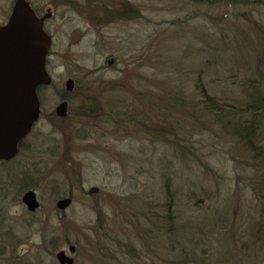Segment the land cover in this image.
<instances>
[{
	"label": "rangeland",
	"instance_id": "rangeland-1",
	"mask_svg": "<svg viewBox=\"0 0 264 264\" xmlns=\"http://www.w3.org/2000/svg\"><path fill=\"white\" fill-rule=\"evenodd\" d=\"M13 1L0 0V25ZM28 1L51 13L52 80L19 153L0 162V264H59L61 250L72 264H264V162L197 87L234 110L242 84L264 87V5L90 0L117 10L106 16L83 0ZM30 190L34 211L21 201Z\"/></svg>",
	"mask_w": 264,
	"mask_h": 264
},
{
	"label": "water",
	"instance_id": "water-1",
	"mask_svg": "<svg viewBox=\"0 0 264 264\" xmlns=\"http://www.w3.org/2000/svg\"><path fill=\"white\" fill-rule=\"evenodd\" d=\"M48 17L49 14L37 17L27 0H14L7 23L0 26V158L15 155L18 139L27 131L24 115L31 111L38 114L36 90L40 85L51 83L45 62L50 36L43 29V22ZM79 35L78 31L74 32L71 43H76ZM73 86L74 81L67 79L65 89L71 91ZM55 113L64 117L65 105H58ZM8 116H12L15 123V129L10 133L2 129ZM95 191L93 188L90 193ZM21 201L29 211L36 210L39 205L32 190L25 192ZM70 202L71 199L66 197L59 199L56 205L64 210ZM68 251L73 253L74 246H69ZM56 257L59 264L73 263V258L64 250Z\"/></svg>",
	"mask_w": 264,
	"mask_h": 264
},
{
	"label": "trees",
	"instance_id": "trees-1",
	"mask_svg": "<svg viewBox=\"0 0 264 264\" xmlns=\"http://www.w3.org/2000/svg\"><path fill=\"white\" fill-rule=\"evenodd\" d=\"M254 2L258 5H264V0H254ZM93 4L88 0L84 10L89 14L96 12L98 15L105 10L106 16L112 11L113 13L117 12L116 9L109 11L102 7H96L94 9ZM83 5L85 6V3ZM121 12L122 14H119L117 17L127 18L131 16V8L127 6ZM107 18L104 20H107ZM249 83L242 84L245 87L244 93L247 103L239 108V110H234L232 107L218 102L208 94L202 84L198 83L197 87L201 97L200 103L204 104L207 112L212 114L222 127L228 130L232 136L242 142L245 147L249 148L264 162V153H260L261 150H264L263 147L255 145V142L259 140V134L264 126V87L256 85L255 83ZM235 116L237 118H234ZM167 217L168 221H171V218L169 216Z\"/></svg>",
	"mask_w": 264,
	"mask_h": 264
},
{
	"label": "flooded vegetation",
	"instance_id": "flooded-vegetation-1",
	"mask_svg": "<svg viewBox=\"0 0 264 264\" xmlns=\"http://www.w3.org/2000/svg\"><path fill=\"white\" fill-rule=\"evenodd\" d=\"M28 1V0H27ZM83 1H86V2H88V0H83ZM106 2L108 1V0H105ZM29 2V1H28ZM29 5L31 6V8L34 10V13H35V15L36 16H38V17H42L43 15H45V14H49V17L43 22V29L45 30V23H46V21L47 20H49L50 18H51V13H49V12H44L43 14H38L39 12H37V10L32 6V4L29 2ZM46 31V30H45ZM79 33H81L80 32V30H77ZM76 32V31H75ZM47 33V32H46ZM48 34V33H47ZM49 36H50V39L52 40V38H51V35L50 34H48ZM50 47H51V42H50ZM46 63H47V57H46ZM47 65V64H46ZM46 86H48V85H40L38 88H37V90H36V94H37V99H38V104H39V110H38V114H36L35 115V113H34V111H31V112H27L24 116V122H25V124H26V126H27V131H26V133L25 134H23V135H21L20 137H19V139H18V142H17V149H16V152H15V155L14 156H12V157H10V158H4V157H2V158H0V162H8V161H10L11 159H13L16 155H17V153H19V150L21 149V145H22V142H23V140L29 135V133L31 132V130H32V128H33V126H34V124L37 122V120H38V118L40 117V112H41V109H40V106H41V102H40V96L38 95V91L41 89V88H43V87H46ZM74 90H75V84H74V86H73V88H72V90L71 91H63L62 92V95H60V102H59V104L58 105H60V104H64L65 105V108H66V115H67V112H68V99L70 98V96H71V94L74 92ZM55 111H56V109H55ZM66 115L62 118V119H64L65 117H66ZM8 119L6 120V122L5 123H3L2 124V129H3V131H5V132H13L14 131V129H15V123H14V119H13V117L12 116H8L7 117ZM1 142V141H0ZM4 144V142L3 143H1V145H3Z\"/></svg>",
	"mask_w": 264,
	"mask_h": 264
}]
</instances>
